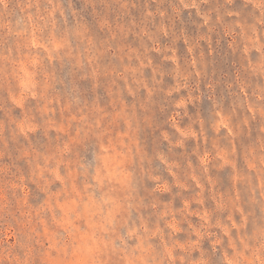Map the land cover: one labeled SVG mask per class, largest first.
<instances>
[{
	"label": "clouds",
	"instance_id": "obj_1",
	"mask_svg": "<svg viewBox=\"0 0 264 264\" xmlns=\"http://www.w3.org/2000/svg\"><path fill=\"white\" fill-rule=\"evenodd\" d=\"M0 264H264V0H0Z\"/></svg>",
	"mask_w": 264,
	"mask_h": 264
},
{
	"label": "rangeland",
	"instance_id": "obj_2",
	"mask_svg": "<svg viewBox=\"0 0 264 264\" xmlns=\"http://www.w3.org/2000/svg\"><path fill=\"white\" fill-rule=\"evenodd\" d=\"M207 107V106H206ZM220 176H221V179L223 180V181H227V173H221L220 174Z\"/></svg>",
	"mask_w": 264,
	"mask_h": 264
}]
</instances>
